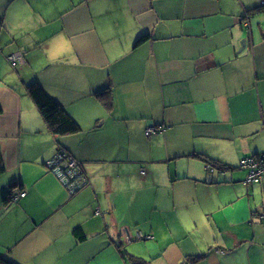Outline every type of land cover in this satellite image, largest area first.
Returning a JSON list of instances; mask_svg holds the SVG:
<instances>
[{
	"label": "crops",
	"instance_id": "crops-1",
	"mask_svg": "<svg viewBox=\"0 0 264 264\" xmlns=\"http://www.w3.org/2000/svg\"><path fill=\"white\" fill-rule=\"evenodd\" d=\"M261 5L0 0V258L264 264V173L245 185L239 167L264 151ZM34 82L78 132L49 131ZM58 148L87 175L76 194L44 168Z\"/></svg>",
	"mask_w": 264,
	"mask_h": 264
},
{
	"label": "built area",
	"instance_id": "built-area-1",
	"mask_svg": "<svg viewBox=\"0 0 264 264\" xmlns=\"http://www.w3.org/2000/svg\"><path fill=\"white\" fill-rule=\"evenodd\" d=\"M7 59L14 67L22 61L19 54H11ZM155 130H157L156 127L148 128L145 134L148 136ZM239 167L247 171L243 181L245 185L258 183L264 173V152L243 157L239 161ZM44 168L58 178L69 195L80 191L88 183L87 175L84 173L81 163L66 151H57L51 159L44 163ZM141 173L144 174V171ZM24 195L25 192H20L18 196ZM15 198L17 196H14Z\"/></svg>",
	"mask_w": 264,
	"mask_h": 264
},
{
	"label": "trees",
	"instance_id": "trees-1",
	"mask_svg": "<svg viewBox=\"0 0 264 264\" xmlns=\"http://www.w3.org/2000/svg\"><path fill=\"white\" fill-rule=\"evenodd\" d=\"M263 9H264V5H261V6L255 7L253 10H263ZM147 38L148 37L146 35H142L137 40V44L143 42ZM27 93L29 97L31 98V100L33 101V103L35 104V106L37 107L42 119L44 120L47 128L52 134L66 135V134L76 133L80 130V126L77 123V121L57 101H55L52 97H50L38 82L29 84L27 86ZM97 95L99 97V100L103 104L104 108L110 111L112 108L110 93L108 91H103V92L98 93ZM57 151H66V150L63 148H58ZM262 152L255 153L253 155H257ZM209 164L216 165L213 162L212 163L209 162ZM7 196H5L4 198L5 202H6ZM9 198L11 199V197ZM72 233L77 239V241H83L86 237L85 232L81 226L75 227ZM202 256L203 255H196L192 257L191 259L197 260L201 258ZM0 264H15V263H12L11 261L1 257Z\"/></svg>",
	"mask_w": 264,
	"mask_h": 264
}]
</instances>
